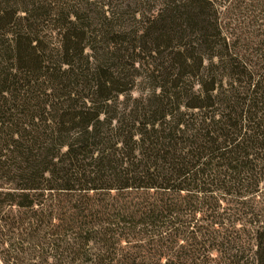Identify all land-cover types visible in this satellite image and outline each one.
<instances>
[{
	"label": "trees",
	"instance_id": "1",
	"mask_svg": "<svg viewBox=\"0 0 264 264\" xmlns=\"http://www.w3.org/2000/svg\"><path fill=\"white\" fill-rule=\"evenodd\" d=\"M263 192L264 0H0V264H264Z\"/></svg>",
	"mask_w": 264,
	"mask_h": 264
},
{
	"label": "rangeland",
	"instance_id": "2",
	"mask_svg": "<svg viewBox=\"0 0 264 264\" xmlns=\"http://www.w3.org/2000/svg\"><path fill=\"white\" fill-rule=\"evenodd\" d=\"M254 212H258L264 216V192L256 199Z\"/></svg>",
	"mask_w": 264,
	"mask_h": 264
}]
</instances>
